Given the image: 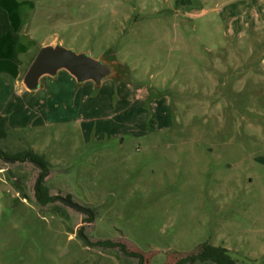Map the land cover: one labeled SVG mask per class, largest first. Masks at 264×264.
Instances as JSON below:
<instances>
[{
  "label": "rangeland",
  "instance_id": "374dc122",
  "mask_svg": "<svg viewBox=\"0 0 264 264\" xmlns=\"http://www.w3.org/2000/svg\"><path fill=\"white\" fill-rule=\"evenodd\" d=\"M2 3L33 51L16 57L19 84L0 58V151L43 158L52 201L37 199L40 166L0 158V264H264V6ZM57 43L116 80L61 71L24 91Z\"/></svg>",
  "mask_w": 264,
  "mask_h": 264
},
{
  "label": "water",
  "instance_id": "95a60500",
  "mask_svg": "<svg viewBox=\"0 0 264 264\" xmlns=\"http://www.w3.org/2000/svg\"><path fill=\"white\" fill-rule=\"evenodd\" d=\"M60 71L68 72L78 85L93 82L100 86L105 80H116L111 66L102 59H96L90 53H77L57 43L40 49L23 78V86L29 92H36L42 88L43 77H57ZM65 202L77 210L90 213L73 202Z\"/></svg>",
  "mask_w": 264,
  "mask_h": 264
},
{
  "label": "trees",
  "instance_id": "16d2710c",
  "mask_svg": "<svg viewBox=\"0 0 264 264\" xmlns=\"http://www.w3.org/2000/svg\"><path fill=\"white\" fill-rule=\"evenodd\" d=\"M0 3H1V0H0ZM5 35H8L12 38L13 50H14L15 56L18 58L19 54L17 51V45L20 42L21 38L19 34L15 31L11 23L9 12L5 8H3L0 4V38ZM35 57L33 58V60L35 59ZM7 119H8L7 117H4L0 114V139L3 138L6 134ZM0 158L5 159V160L30 161L40 166L43 170V174L39 177L37 184H36L37 199L41 204H48L52 201V198H48V196L46 195L44 191V187L42 186L44 179H45V175L48 173L47 172L48 164L45 162L43 158L39 157L34 152L19 154L18 156H15V157H9L2 151H0ZM106 244L110 245L111 243H106ZM122 248L126 252L125 247L122 246ZM220 262L221 264H226L222 259H220ZM232 264H240V263L234 262Z\"/></svg>",
  "mask_w": 264,
  "mask_h": 264
},
{
  "label": "crops",
  "instance_id": "0c3cea01",
  "mask_svg": "<svg viewBox=\"0 0 264 264\" xmlns=\"http://www.w3.org/2000/svg\"><path fill=\"white\" fill-rule=\"evenodd\" d=\"M3 0H1V6L3 8H5L8 12H9V15H10V20H11V23L14 27V22H13V19H12V15H11V10L8 9L6 6L3 5L2 3ZM255 3H259L260 5L264 6V0H254ZM16 32L19 34L20 36V42L18 43L17 45V51H18V60L20 59L21 55H25L27 54L28 52H31L33 51L32 48H33V43L31 42V40H29V42L27 43H24V39L23 37L21 36L20 34V31L15 29ZM28 41V40H27ZM50 45H53V44H50ZM0 58L2 59L1 60V65L3 66H7V67H10L11 68V71H12V74H11V80H14L17 84H19V78H20V75H21V70L19 69V67L21 66L20 63L18 62L16 56H15V53H14V50H13V40L10 36L8 35H5L3 37L0 38ZM22 62V61H21ZM17 68L19 69V71L17 72ZM61 72V71H60ZM59 72V74H60ZM68 73V72H67ZM58 74V76H59ZM69 74V73H68ZM70 75V74H69ZM57 77H50V76H45L42 78L41 80V83H42V88H40L38 91L36 92H29L28 90H26L25 88L24 91L28 92V93H37V92H40L42 89H44L46 87L44 81L46 78H51V79H56L58 78ZM71 76V75H70ZM72 77V76H71ZM24 78V77H23ZM75 80V78H74ZM76 81V80H75ZM106 81V80H105ZM103 81V82H105ZM22 82H23V79H22ZM87 83V82H86ZM76 84L78 85V83L76 82ZM85 84V83H84ZM82 84V85H84ZM103 84V83H102ZM102 84L100 86H96L97 87H101ZM23 85V83H22ZM79 87H81V85H78ZM24 87V86H23ZM22 90V89H21ZM23 91V90H22ZM23 91V92H24ZM4 115H7L6 112L4 113ZM8 116V115H7ZM10 123V121H9Z\"/></svg>",
  "mask_w": 264,
  "mask_h": 264
}]
</instances>
